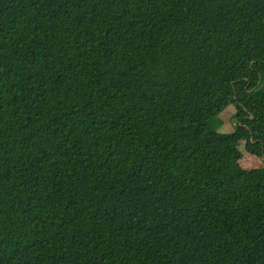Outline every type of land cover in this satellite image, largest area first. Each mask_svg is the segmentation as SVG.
Listing matches in <instances>:
<instances>
[{
	"label": "trees",
	"instance_id": "obj_1",
	"mask_svg": "<svg viewBox=\"0 0 264 264\" xmlns=\"http://www.w3.org/2000/svg\"><path fill=\"white\" fill-rule=\"evenodd\" d=\"M0 264H264V0H0Z\"/></svg>",
	"mask_w": 264,
	"mask_h": 264
},
{
	"label": "rangeland",
	"instance_id": "obj_2",
	"mask_svg": "<svg viewBox=\"0 0 264 264\" xmlns=\"http://www.w3.org/2000/svg\"><path fill=\"white\" fill-rule=\"evenodd\" d=\"M237 110L234 107H229L221 116L223 121L222 130L224 132L232 133L235 131L238 121L235 119ZM240 150L243 153V157L240 161L241 166L244 169L252 170L263 166V160L251 155L245 149V142L240 144Z\"/></svg>",
	"mask_w": 264,
	"mask_h": 264
}]
</instances>
